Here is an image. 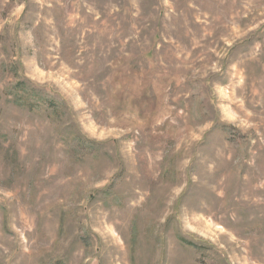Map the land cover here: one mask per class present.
<instances>
[{
	"label": "rangeland",
	"instance_id": "obj_1",
	"mask_svg": "<svg viewBox=\"0 0 264 264\" xmlns=\"http://www.w3.org/2000/svg\"><path fill=\"white\" fill-rule=\"evenodd\" d=\"M0 264H264V0H0Z\"/></svg>",
	"mask_w": 264,
	"mask_h": 264
}]
</instances>
